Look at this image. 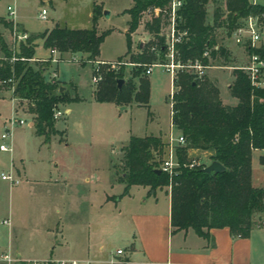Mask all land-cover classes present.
Wrapping results in <instances>:
<instances>
[{"label": "trees", "instance_id": "obj_1", "mask_svg": "<svg viewBox=\"0 0 264 264\" xmlns=\"http://www.w3.org/2000/svg\"><path fill=\"white\" fill-rule=\"evenodd\" d=\"M169 1L130 0V7L123 12L128 20L124 32L126 50L122 55L133 65L130 78L124 82L112 72L105 73L93 90L95 102L119 107L132 103L147 105L149 82L144 71L148 66L164 64L161 29L167 25ZM208 3L213 6L211 24L205 22ZM151 9H158V14H148ZM99 13L101 8L93 3L89 29L54 25L18 41L15 49L5 45L0 37V90H10L17 106L26 103L25 113L30 116L34 134L43 143H48L56 133L52 114L58 104L78 99L67 96L57 80L44 79L46 66L31 64L36 61L34 40L40 39L44 49L59 55L85 54L93 62L100 43L109 33L108 30L97 33ZM260 15L264 17V7L250 0H183L175 18V29L185 32L174 47L177 59L181 62L199 59L206 64L207 60L201 58L204 51L209 59L225 57L224 48L215 41V30L223 29L229 35L246 17ZM143 17L148 18L144 30L151 38L132 53L130 37ZM5 27L12 30L9 22ZM253 52L264 58L263 48ZM232 75L228 92L236 103L229 106L221 103L217 88L205 76L195 80L184 71L176 73L169 120L184 144L174 146L177 168L171 176L159 169L166 148L159 137L130 136L119 150L120 171L116 179L123 184L122 193L130 186L146 187L147 193L167 189L170 233L191 229L204 238L209 229L226 228L231 237L247 238L255 224L254 215L264 213V188L253 187L250 182L252 151L262 152L259 163L264 166V88H252L240 70L233 69ZM117 80H122L120 88L116 86ZM191 149L209 153L208 162H217L223 170L205 173L207 165L202 164L189 168L187 151ZM115 264H127V260L120 259Z\"/></svg>", "mask_w": 264, "mask_h": 264}, {"label": "rangeland", "instance_id": "obj_2", "mask_svg": "<svg viewBox=\"0 0 264 264\" xmlns=\"http://www.w3.org/2000/svg\"><path fill=\"white\" fill-rule=\"evenodd\" d=\"M93 3L101 8L99 18H102L103 11L107 13V15L103 16L104 18L101 20L97 30V33L105 30L109 31L99 45L98 58L100 61L96 59L93 62L88 61L85 54L59 55L57 52L50 54L42 47L41 43L35 48L36 55L46 56L48 54L51 59L54 58L59 60V62L49 63L50 58L48 57L31 62V64L36 66H46L44 72L46 81H50L49 73L55 71L58 82H64L63 86L67 96L86 100L68 104L66 108L69 109V113L63 114L59 119L54 120V127L66 132V141L64 143H57L55 138H53L48 148L43 146L41 152L44 153H41V157L38 158L33 149L37 150L40 141L33 137L29 131V118L25 115L27 110L26 103L21 106H17L15 103L14 109L16 108L17 110L14 112L9 99L11 91L5 89L0 92V122L4 117L6 119L15 118L24 121L23 125L14 128L12 132L11 147L16 160L17 157L21 158L35 173L39 170L41 171V167L38 164L39 159L43 161V164L50 163L53 166L55 165L57 169L64 173L80 171L83 177L89 179L90 183L105 180L111 172V163L117 178L120 171L119 160L121 158L119 148L127 143L130 136L143 137V135H148L149 133L161 132L166 133L163 139L166 142L168 133L172 135V138L178 135L169 126V93L171 91L169 74L162 67L153 66L149 76H146L149 82L148 109L127 106L120 112L109 105L88 103L87 100L90 99L92 90L97 86V84H91L90 79L95 71H98L101 77L105 73L112 72L124 82L130 78L133 65L127 63V59L122 57L126 50L124 30L127 19L122 14H124V10L130 7V0H0V37L5 45L12 46L11 48L14 49L17 42H12V34H22L14 20L20 23L28 33H32L33 36L44 32L54 25L69 29H89L91 26L90 11ZM7 6L14 9V20L7 13ZM212 8L211 3L206 5L205 22L207 24H211ZM42 9L45 11V20L38 18V14ZM147 19V17H143L135 30V35L131 40L132 53L137 52L139 44H144L151 38L144 30V23ZM7 22L11 23V31L5 27ZM260 26L262 29L259 42L264 46V19L260 20ZM164 29L165 26L161 29L163 34L165 33ZM215 35L216 43L224 48L225 57L210 59L208 64L220 67L242 66L246 63L247 53L240 48L234 49L225 30L216 29ZM165 40L164 36V43ZM166 54L167 52L165 51L163 56L164 63L168 62ZM102 62L103 64H101ZM212 71L218 74V79L221 82L223 81L224 84L230 83V79L227 76L230 72L228 69L216 68ZM205 77L207 78V76ZM220 94L223 103H229L226 89L223 85L220 86ZM64 106V104H58L57 109L64 111ZM84 128L86 129L85 131ZM0 154H3L0 155V173H5L11 166V159H9V154L7 153ZM206 156L203 153L195 152L191 153L188 158L195 164L208 165L209 162ZM16 160L14 159L13 162L15 163ZM250 176L255 187L264 188V166L259 163V153L256 152H253L250 157ZM8 210V183L0 180V225L3 226L1 228H6V226L2 225L4 220H8L12 227L18 222L15 210L13 209L12 216L8 215L10 214ZM254 218L256 220L264 219V213L256 214ZM124 233H126L125 230L120 229L117 240L105 243L103 251L94 256L95 260L115 258V249L122 250L123 257H125L130 240ZM98 264L102 263L99 262Z\"/></svg>", "mask_w": 264, "mask_h": 264}, {"label": "crops", "instance_id": "obj_3", "mask_svg": "<svg viewBox=\"0 0 264 264\" xmlns=\"http://www.w3.org/2000/svg\"><path fill=\"white\" fill-rule=\"evenodd\" d=\"M250 2L264 7V0H250ZM122 15L127 17V22V14ZM103 18L102 15V18L98 19L97 30ZM14 23H17L22 34L32 35L17 21L14 20ZM134 35L135 32L131 34V40ZM34 44L33 60L50 58L48 54L36 55L35 48L41 44L40 39L35 40ZM232 46L234 49H239L237 46ZM259 47L264 48L260 42ZM45 50L49 53L48 49ZM98 56L96 60H99ZM234 67L210 65L205 74L217 88L221 103L229 106L236 103L228 92V86L233 80ZM216 68L230 71L227 75L230 83L224 84L218 79V74L212 71ZM60 83L63 86L64 82ZM222 85L226 89L229 103L222 101L220 94ZM92 93L93 90L90 99L87 100L88 103L109 105L120 112L127 106L149 108L148 103L146 106L132 103L124 107L113 103H98L93 100ZM9 99L16 112L15 100L11 99V95ZM79 101L86 100L78 98L77 102ZM68 104L64 106L66 114L69 113V109L66 108ZM27 116L31 135L40 141L37 150L33 149L38 158L41 157V153H44L41 152L43 146L48 148L53 138L57 143L66 141L65 130L54 127L56 133L50 137L48 143H43L42 138L34 134L30 116ZM5 120L6 117L0 122L1 129ZM172 130L178 134L173 128ZM164 135L166 133L158 132L149 133L143 137H159L164 142ZM195 152L203 153L208 158L209 153L193 149L187 151V156ZM253 152L259 153V156L262 155L261 151ZM9 159H11V166L8 171L13 173L19 183L12 187L8 185V213H10L8 215L12 216L14 209L18 222L12 227L8 220L2 221V225L6 228H1L3 226L0 225V255L8 254L9 257L14 258L16 261L12 264H25L28 261L47 258L74 259L88 264L99 262L115 264L124 258L127 264H264V219L259 221L253 217L255 224L247 238L231 237L226 228L209 229L204 238L196 235L191 229L170 233L167 189L160 188L147 193L146 187L130 186L125 193H122L123 184L117 181L112 163L111 172L105 180L90 183L80 171L64 173L55 165L43 164L40 159L38 164L41 171L39 167L37 173L21 158L17 157L16 160L13 153ZM250 182L255 187L251 176ZM120 229L125 230L124 234L130 240L125 257L123 254H114L113 259L95 260L94 256L103 251L105 243L117 240ZM0 264L6 263L0 260Z\"/></svg>", "mask_w": 264, "mask_h": 264}, {"label": "built area", "instance_id": "obj_4", "mask_svg": "<svg viewBox=\"0 0 264 264\" xmlns=\"http://www.w3.org/2000/svg\"><path fill=\"white\" fill-rule=\"evenodd\" d=\"M183 4V0H170L167 8V25L165 26L164 36L165 40V51L167 52L166 58L167 63L163 65H151L148 66L144 74L148 75L153 66L162 67L170 77L171 81V91L169 93V109L171 106V95L173 92L172 80L175 78V75L178 71H184L193 76V79L200 80L205 74L206 70L210 67V64L202 63L199 59L194 60H186L185 62H181L176 57V52L174 50L175 45L179 44L182 38L185 36L184 31H177L175 29V18L176 12ZM7 13L14 20V9L9 6L6 7ZM148 14L152 13L157 15L158 9H151L147 11ZM38 18L40 20H45V11L42 9L38 14ZM264 19L262 15L260 16H248L242 23L235 27L229 34L230 41L233 45L241 48L247 53V61L242 66H236L233 69L240 70L247 77L249 84L252 88H264V58H261L258 54H255L253 50L258 48V42L260 40V20ZM27 36L25 34H12V42H18L20 40L25 39ZM216 48V47H215ZM214 48V49H215ZM50 54H54V50L49 51ZM201 58L210 60L207 51H204L201 55ZM58 60L54 58L49 59V63H57ZM103 64V62L101 63ZM232 69V70H233ZM57 78L55 71H51L49 73L50 82L55 81ZM91 84H97L101 80V74L98 71H95L94 74L91 75ZM63 114H66L65 111H59L55 109L52 114L53 120L59 119ZM24 124V121L8 118L4 121L2 125V129L0 132V153H7L9 156L12 154V132L14 128L19 127ZM171 127V125H170ZM172 128V127H171ZM166 148L164 151V156L162 162L159 166V169L166 173L168 176H171L174 172V169L177 168L174 146H181L184 144V140L181 136L177 135L175 138H172V135L168 133V137L166 140ZM189 168L198 166L193 161H191L188 165ZM0 180L6 181L10 187L16 186L19 183V180L11 173V171H7L5 173H0ZM5 223V222H4ZM121 250H116L115 255H121ZM0 260L6 264H12L16 260L14 258L9 257L8 254L0 255ZM25 264H88L87 262H80L74 259H53L47 258L44 260H32L25 262Z\"/></svg>", "mask_w": 264, "mask_h": 264}, {"label": "water", "instance_id": "obj_5", "mask_svg": "<svg viewBox=\"0 0 264 264\" xmlns=\"http://www.w3.org/2000/svg\"><path fill=\"white\" fill-rule=\"evenodd\" d=\"M102 15L105 16L107 15L106 12H102ZM122 84V80H117L116 82V86L117 88H120ZM223 168L222 166H220V164H218L217 162H210L204 169H203V172L205 173H210V172H213V173H218L220 171H222ZM156 173H158L159 171L158 170H155Z\"/></svg>", "mask_w": 264, "mask_h": 264}]
</instances>
